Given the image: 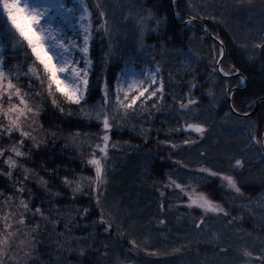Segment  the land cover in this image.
<instances>
[{"label": "trees", "instance_id": "obj_1", "mask_svg": "<svg viewBox=\"0 0 264 264\" xmlns=\"http://www.w3.org/2000/svg\"><path fill=\"white\" fill-rule=\"evenodd\" d=\"M85 2L94 13V22L100 10L108 13L111 23H117L129 12L136 13L141 9L144 10V14L151 13L155 17L146 25L143 51L139 50L138 45H134V40L138 37H134L130 30L122 31L120 40L127 53L125 59L135 58L142 61L143 66L151 67L147 61L156 56V62L163 69L166 99L162 110L155 113L151 119L147 117L129 119L125 125L116 127L110 133L112 142L117 143L118 147L109 150L106 162L108 183L105 186L106 194L102 196V203L106 211L111 210L116 215L117 223L122 226L114 229L110 236L103 234V229L91 226L85 228L84 225H90L93 220L99 219L98 211L93 209L88 220L76 219L71 231H66L64 224L68 222V218L76 216V209L91 202L86 196L73 201L71 191L65 190L63 198L58 201L59 226L46 223L39 217L33 220L29 227L40 225L35 251L30 260H21L20 264H241L238 252L243 248H248L253 256H264V206L257 203V197L264 192V186L261 184L264 167L257 163L258 157L254 152L244 151L247 143L244 125L255 124L256 130L264 133L262 119L264 105H257L250 119H237L235 115L229 113V105L225 102L222 92L225 84L230 85L233 93L231 105L235 104L246 111L252 110L247 107L249 101H255L258 95L264 94V52L252 48L253 39H259L257 30L260 27L264 0H253L252 6L243 8H237L235 0H176L175 3L173 0H85ZM97 4L101 5L100 9L96 8ZM192 15L197 18L191 24H187L186 21ZM5 19L0 17V24H3ZM156 19L162 23L159 30L154 32L151 29L156 27ZM168 36L173 39L164 49L151 47L158 42L163 43ZM217 36L219 39H215ZM220 40L224 41V67L227 69L233 64L239 67L242 70L241 75L246 80L244 85L240 84L235 76L223 77L218 72H212L211 61L218 54ZM240 42L247 43L248 47L241 48ZM2 43L6 66H18L21 80L26 87L22 74L31 60L26 62L25 52L11 49L7 40ZM107 44L108 40L103 37L102 32L94 34L92 56L97 61L92 76L94 84L97 77L102 75L103 66L99 61L107 51ZM214 47L216 51H213ZM177 49L180 50L179 53ZM186 57L191 58V64H187ZM123 67V61L118 65L115 63L109 65L107 68L109 79L114 82L116 73ZM194 79L197 88L193 90L192 95L193 99L199 100V105L186 112L184 118L189 122L193 118L204 122L211 127V131L197 145L184 146L181 142L185 138L195 139L197 134L170 131L177 127L183 128V121H179L176 114L179 106L172 98L176 96L186 99L188 82ZM35 87L38 88L39 85ZM209 89L215 93V99L207 95ZM99 99L100 94L94 87L93 96L88 103L92 105ZM63 107L65 113L69 110L79 111L75 106L64 104ZM225 113L229 115L225 116ZM77 119L75 115L72 117L60 115L59 110L53 108L49 100L40 123L47 126L54 120L61 135L55 143L48 144L39 152L34 157L35 163L29 167L39 169L41 163L47 162L48 168L60 169L58 177L70 175L72 172L77 175H93L90 170L85 169L82 161L86 160L91 151L88 145L94 146L99 141L82 136L80 141H83V148H80V141L74 145L71 140L66 141L65 137L75 131L97 135L100 132L95 123L79 127L75 123ZM163 140H171L181 146L173 150L169 145L161 144L160 141ZM3 146L5 142H0V147ZM201 152L206 155L201 156ZM241 153L245 158V169L242 170L239 179L244 185V196L233 200L226 190L219 187V181L211 183L205 189L218 202L228 206L232 215L237 217L234 223L229 225L227 219L222 216L211 217L207 219L202 230H194L193 221L200 218V211L187 210L182 206L177 208L176 205L181 204L182 199L186 198H181L178 193H172L171 190H168L163 198L166 205L172 206L171 211L167 208L164 212L159 210L161 197L156 189L164 191L163 185L168 174L178 180L188 179L187 169L181 168L174 161L179 160L193 169L206 165L229 171L228 157L234 154L239 156ZM5 167L3 159H0V169ZM40 175L43 176L45 173L40 172ZM10 183L4 177H0V189L6 194L13 191L5 187ZM53 183L58 185L59 181ZM28 187L35 196L34 206H40L41 201H44L43 207L46 210L52 207L48 203L49 197L40 192L35 184L29 182ZM56 190L57 187H53L52 191ZM24 198H28L27 193ZM241 204L247 207H239ZM253 208H257L262 218L261 222L256 223V219L253 218ZM47 214L46 211L45 215ZM53 215L57 213L54 212ZM160 219L166 223L159 224ZM118 232L125 233L123 238L118 237ZM89 233L93 235L89 236ZM248 236L256 241L245 242L244 239ZM81 237L88 238L80 240ZM73 238H77L78 242L69 244L68 241ZM129 240H135L137 247L133 248L128 243ZM105 243L107 249L104 247ZM217 244L219 247L227 248L228 252L219 254ZM88 246L90 248L87 255L77 258L76 252ZM181 247L180 253H173V249ZM73 249L76 252H72ZM153 251L158 255H149ZM253 264L258 262L253 261Z\"/></svg>", "mask_w": 264, "mask_h": 264}, {"label": "snow or ice", "instance_id": "obj_2", "mask_svg": "<svg viewBox=\"0 0 264 264\" xmlns=\"http://www.w3.org/2000/svg\"><path fill=\"white\" fill-rule=\"evenodd\" d=\"M176 0H173L175 3ZM237 8L250 7L253 0H235ZM97 9L101 5H96ZM94 13L89 9L85 0H79L78 4L68 6L67 0H0V17L6 18L0 24V142H5V146L0 147V159L6 166L0 169V177H4L10 184L6 188L13 189L6 194L0 189V264H20L21 260H30L35 251L37 235L40 225H31L32 221L39 217L46 223L59 226L60 212L58 201L63 198L65 190L72 193L71 199L75 201L78 197H88L91 202L76 209V216L69 217L64 224L66 231H71V226L76 219L88 220L93 209L98 211L99 219L93 220L90 225L97 229H103V234L112 235L116 228L122 225L117 223V218L111 210H105L102 203V196L106 194L107 185V160L109 150L116 149L117 143H113L110 133L116 128L125 125L129 119L147 117L151 119L155 113L162 110L166 99V85L162 75V66L156 62V56H152L147 61L151 67L143 66L142 61L135 58L125 59L127 53L124 51L120 40L122 31H129L134 37V45H138L140 51L145 48V38L147 23L153 21L155 17L151 13L144 14V10L139 12H129L117 23H111L108 13L104 10L98 12L96 21L93 20ZM179 17V13H177ZM59 18V22L54 25V20ZM182 19V17H180ZM197 17L192 15L187 24H191ZM161 20L156 19V27L151 29L159 30ZM207 29H205V32ZM103 33V37L108 40L107 51L104 52L99 63L102 67V75L97 77L94 84L92 76L97 61L92 56V45L94 34ZM259 39H253L252 48L260 49L264 52V5L261 8L260 27L257 30ZM151 39V37H147ZM173 39L168 36L163 43H156L152 48L164 49ZM215 39H219L218 36ZM247 39V37L245 38ZM7 40L11 49L25 52L27 64L26 71L23 72L24 81L21 80V73L18 66L7 67V61L3 55V43ZM241 48H247L248 44L240 42ZM136 48H133L135 51ZM180 52L179 49L176 50ZM213 51H216L215 47ZM225 48L224 41H219V49L216 57L211 61L213 73H220L223 77L235 76L240 84L246 82L241 75V69L234 64L224 67ZM251 58V57H250ZM187 64H191L189 57L185 58ZM124 62V67L116 73L114 82L107 75L109 65ZM171 78V74H170ZM39 85L36 88V85ZM46 86V94H45ZM100 94L97 103L89 105L88 101L93 96V89ZM197 88L195 79L188 82V92L184 97L173 96L174 103L178 104L176 114L179 121H183V128L177 127L170 131H183L197 134V138H185L181 143L184 146H194L202 142L211 127L193 118L191 122L184 118V114L197 107L199 100L193 99V90ZM225 102L233 98L231 86L225 84L222 89ZM207 95L215 99V93L209 89ZM50 100L51 106L59 110L60 115L68 117L77 116L75 123L79 127L95 126L100 134L82 133L80 131L70 132L65 140H71L74 145L80 141V137L96 139L99 142L94 146L89 144L91 149L86 160L82 161L85 169L90 170L93 175H77L72 172L70 175L58 177L59 168H48L47 162L41 163L39 169L29 167L35 163L34 157L47 147L50 143H55L61 135L51 120L47 126L40 123L47 104ZM36 101L37 103H30ZM64 104L75 106L79 111L69 110L65 113ZM6 105V106H5ZM257 105H264V94L257 96L255 101H249L247 107L254 111ZM229 113L237 119H250L252 113L244 110L235 104L230 105ZM229 113H225L228 116ZM55 116V114H53ZM264 119V116H262ZM178 121V123H179ZM255 124L244 125L247 143L244 151L254 152L257 163L264 167V133H259ZM11 142V143H7ZM161 144L169 145L173 150L181 145L171 140L160 141ZM67 147V144L65 145ZM79 147L83 148V141ZM27 149V150H25ZM201 156L206 153L201 152ZM171 158V157H169ZM229 171H222L211 166L201 165L196 168H189L181 161V168L188 171V179L178 180L168 174L167 181L163 185L164 191L157 188L161 197L159 210L164 212L167 208L171 211L172 206L166 205L163 198L166 192L178 193L182 199L177 208L184 207L187 210H200V218L193 221V228L200 231L204 228L207 219L211 217H223L231 225L237 219L232 215L226 204L218 202L209 191L205 190L211 183L219 181V187L226 190L231 198L235 200L244 196V185L239 176L245 169V158L243 153L239 156L228 157ZM44 172L45 175H40ZM17 173L19 175H17ZM59 181L55 185L54 181ZM29 182L36 185L37 189L49 197L48 203L52 205L49 209L35 205V196L28 187ZM264 186V178L261 179ZM53 187L58 190L52 191ZM25 193L28 198L25 199ZM251 201H249L250 203ZM15 205V207H13ZM241 208L247 207L245 204L239 205ZM6 209V211H5ZM47 211V215L45 212ZM251 211V209H249ZM57 215H53V213ZM243 219V217H240ZM166 221L159 220L163 225ZM79 227V226H78ZM118 237L123 238L125 233L118 232ZM93 235L89 233V236ZM88 237H81L86 240ZM78 242L77 238L68 241L69 244ZM133 248L137 247L135 240H129ZM61 248L63 245L60 246ZM107 249V244L104 245ZM219 254H226L227 248L216 245ZM90 246L81 248L78 252L75 249L77 258L87 255ZM181 248L173 249V253H180ZM241 264H264V256H253L248 248H243L238 252ZM149 255L156 256L157 252H150Z\"/></svg>", "mask_w": 264, "mask_h": 264}, {"label": "rangeland", "instance_id": "obj_3", "mask_svg": "<svg viewBox=\"0 0 264 264\" xmlns=\"http://www.w3.org/2000/svg\"><path fill=\"white\" fill-rule=\"evenodd\" d=\"M78 2H79V0H67V3H68V6H72L74 3L75 4H78ZM59 22V18L57 17L55 20H54V25L56 24V23H58ZM145 67H148V66H145ZM6 106V105H5ZM258 205L259 206H264V192H262L258 197ZM199 210V209H198ZM200 211V210H199ZM252 216H253V218H255L256 219V223L257 222H261L262 221V218H261V216H260V214L258 213V211H257V208H253V210H252ZM227 237H228V235H227ZM244 241L245 242H255L256 241V239H252L250 236H248V237H246L245 239H244ZM258 241H260V242H262V240L260 239H258ZM258 243V242H257ZM240 245V244H239ZM241 246V245H240ZM259 249V248H258ZM260 249H261V247H260Z\"/></svg>", "mask_w": 264, "mask_h": 264}, {"label": "water", "instance_id": "obj_4", "mask_svg": "<svg viewBox=\"0 0 264 264\" xmlns=\"http://www.w3.org/2000/svg\"><path fill=\"white\" fill-rule=\"evenodd\" d=\"M204 31H205V30H204ZM244 84H245V83H244ZM227 102H228V105H229V108H230V105H231V102H230V100H228ZM256 107H257V106H256ZM256 107H255V109H256ZM255 109H254V110H255ZM250 112H251V113H253L254 111H253V110H251Z\"/></svg>", "mask_w": 264, "mask_h": 264}]
</instances>
